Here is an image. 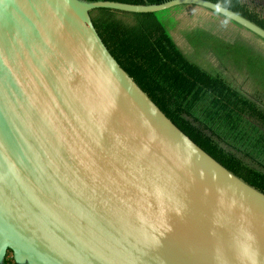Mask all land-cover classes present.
Listing matches in <instances>:
<instances>
[{"label":"water","instance_id":"water-1","mask_svg":"<svg viewBox=\"0 0 264 264\" xmlns=\"http://www.w3.org/2000/svg\"><path fill=\"white\" fill-rule=\"evenodd\" d=\"M212 0H0V264H264V193L183 132L90 12Z\"/></svg>","mask_w":264,"mask_h":264},{"label":"rangeland","instance_id":"rangeland-1","mask_svg":"<svg viewBox=\"0 0 264 264\" xmlns=\"http://www.w3.org/2000/svg\"><path fill=\"white\" fill-rule=\"evenodd\" d=\"M262 5L264 0L259 2V5L256 4V7L264 13ZM151 14H153L152 19L161 26L160 31H162V35L157 36L159 38L154 42V47L158 53L164 54L163 60L167 61L162 65L160 62L159 67L150 72V68L144 69V63L137 64L140 59L145 60L149 56L148 52L144 53L140 50V55L132 54L124 41H121L122 44L119 45L116 43L114 50L120 64L132 74L128 73L142 88L151 90L152 85L154 91H160L164 87L166 78L169 76L168 65L178 59L173 53L176 48V51L183 53L199 68L225 78L234 93L251 103L250 105L245 101L230 102L229 109L243 113L251 110L250 107L254 105L262 111L260 114L264 116V40L262 38L217 12L198 5L180 4ZM144 26L151 27L149 23H145ZM159 55L157 57L160 60ZM160 69L166 72L163 74ZM192 119L191 122L194 123ZM200 121L202 122V119ZM203 121L207 120L203 119ZM230 121L234 125L233 119ZM197 124L195 120V125L199 127ZM228 125H231L230 122ZM236 125H238L237 129L227 131L226 147L222 146L221 142L218 143L227 153L221 152L240 157L247 165L260 169L262 166L258 162L264 164V121L260 118L258 120L244 119L243 124L237 122ZM199 128L208 132V129L202 126ZM214 133L218 135L216 141L224 139V130L220 127L217 126ZM214 144L219 150L218 144Z\"/></svg>","mask_w":264,"mask_h":264},{"label":"trees","instance_id":"trees-1","mask_svg":"<svg viewBox=\"0 0 264 264\" xmlns=\"http://www.w3.org/2000/svg\"><path fill=\"white\" fill-rule=\"evenodd\" d=\"M113 1L134 4H154L168 0ZM212 1L232 9L264 28V13L260 12L259 9L257 10L256 7V4L259 5V2L262 0ZM262 7H264V5H262ZM90 14L100 37L118 62L119 60L114 50L116 49V43H118V45L122 44L121 41L125 42L127 49L130 50L132 54L140 55V50L144 53H149V56L146 57L145 60L140 59V62H137V64L144 63V69L150 68V72L156 70L160 62L162 65L167 61L163 60L165 57L164 54L161 52L158 53L157 49L154 47V42L158 40L159 37L157 36L162 35V31H160L161 26L156 24L152 19L153 14H137L112 9H96L91 11ZM149 21H152L154 24ZM145 23H149L151 27L148 28L144 26ZM113 47L115 48L113 49ZM173 53L178 59L174 61L173 64L168 65L167 73L169 76L166 78L167 81L164 80V87L160 89V91H154L152 85L150 86L151 90H146L134 79L135 82L161 108V110L200 147L235 175L264 193V164L258 162L259 165L262 166L260 169L249 164L247 165L240 157L237 158L233 155L224 154L227 152L222 147H226L227 131L231 132L232 129H237V122L243 124L245 119L244 114H250V116H252L251 110L239 113L229 109L228 105L231 98L234 96L238 100L243 99L245 102H248V100L234 93L225 78L216 76L199 68L197 64L187 59L183 53L180 54L178 50L176 51V48H174ZM158 54H160V60L157 57ZM165 72V70H162L163 74ZM204 103H207L205 105L207 109L201 112V126L208 129L207 133L204 132L203 128L198 130V127L191 122L192 118L194 120L198 118L197 116L199 115V111L202 110V105ZM248 103L251 105L250 102ZM256 109L259 112L258 116L252 117L257 119L259 117L264 120V116L260 114L262 111L258 108ZM203 119L207 121H203ZM231 119H233L234 125H232ZM228 122H230L231 125H228ZM217 126L224 130V139L221 141L220 139L216 141V136L218 137V135L214 133V129ZM213 142L217 144L221 142L222 146L218 144L219 150ZM13 262L12 252L8 251L4 259V264H12Z\"/></svg>","mask_w":264,"mask_h":264},{"label":"crops","instance_id":"crops-1","mask_svg":"<svg viewBox=\"0 0 264 264\" xmlns=\"http://www.w3.org/2000/svg\"><path fill=\"white\" fill-rule=\"evenodd\" d=\"M234 97V96H233ZM231 98V100H230V102H235V103H238V102H241V103H243V99L242 100H239L238 101V99H236L235 97L234 98ZM250 108H252L251 109V113H252V116H255V117H257L258 116V112H257V110H256V107L255 106H253V107H250ZM207 109V107L206 106H202V110L201 111H199V115L197 116L198 118L197 119H195L196 121H197V125L199 126V127H201V125H202V122L200 121L201 120V118H202V116H201V112H204L205 110ZM255 110V111H254ZM248 111H250V110H248ZM257 115V116H256ZM252 116H250V114H244V118L245 119H251V120H258L257 118H254V117H252ZM198 127V128H199ZM200 129V128H199ZM210 134H212L211 132H209Z\"/></svg>","mask_w":264,"mask_h":264},{"label":"built area","instance_id":"built-area-1","mask_svg":"<svg viewBox=\"0 0 264 264\" xmlns=\"http://www.w3.org/2000/svg\"><path fill=\"white\" fill-rule=\"evenodd\" d=\"M12 264H16L15 262H13Z\"/></svg>","mask_w":264,"mask_h":264},{"label":"flooded vegetation","instance_id":"flooded-vegetation-1","mask_svg":"<svg viewBox=\"0 0 264 264\" xmlns=\"http://www.w3.org/2000/svg\"><path fill=\"white\" fill-rule=\"evenodd\" d=\"M259 118V117H258ZM264 121V120H263ZM194 124H195V120H194Z\"/></svg>","mask_w":264,"mask_h":264}]
</instances>
